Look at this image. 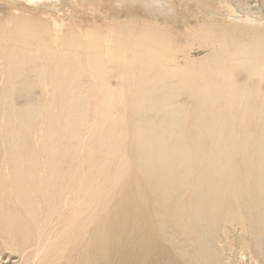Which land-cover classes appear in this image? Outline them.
Returning <instances> with one entry per match:
<instances>
[{
    "label": "bare ground",
    "instance_id": "obj_1",
    "mask_svg": "<svg viewBox=\"0 0 264 264\" xmlns=\"http://www.w3.org/2000/svg\"><path fill=\"white\" fill-rule=\"evenodd\" d=\"M82 28L0 18V264H264L263 28Z\"/></svg>",
    "mask_w": 264,
    "mask_h": 264
},
{
    "label": "rangeland",
    "instance_id": "obj_2",
    "mask_svg": "<svg viewBox=\"0 0 264 264\" xmlns=\"http://www.w3.org/2000/svg\"><path fill=\"white\" fill-rule=\"evenodd\" d=\"M12 15L55 20L76 30L108 31L115 23L128 21L159 24L168 29L177 46L183 41L175 31L184 33L187 26L192 30L202 23L212 24L215 30L244 23L264 31V0H0V18ZM189 53L200 56L203 51L193 44ZM242 258L240 264H246L248 257Z\"/></svg>",
    "mask_w": 264,
    "mask_h": 264
}]
</instances>
